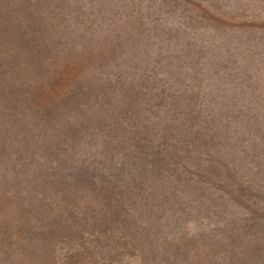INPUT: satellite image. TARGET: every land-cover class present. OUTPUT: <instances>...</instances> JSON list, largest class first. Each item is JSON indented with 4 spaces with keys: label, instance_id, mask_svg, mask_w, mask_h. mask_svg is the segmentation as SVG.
<instances>
[{
    "label": "rangeland",
    "instance_id": "rangeland-1",
    "mask_svg": "<svg viewBox=\"0 0 264 264\" xmlns=\"http://www.w3.org/2000/svg\"><path fill=\"white\" fill-rule=\"evenodd\" d=\"M80 2L82 41L110 46V58L130 65L123 76L164 80L157 86L167 96L151 108L149 98L145 114L155 113L145 149L157 148L142 158L172 166L144 177L155 181L148 203L99 200L110 164L86 143L73 156L95 186H74L81 174L59 166L61 140L48 130L37 161L23 153L25 185L4 184L0 264H264V0ZM43 172L49 186L37 185ZM57 190L65 198L54 203Z\"/></svg>",
    "mask_w": 264,
    "mask_h": 264
},
{
    "label": "trees",
    "instance_id": "trees-1",
    "mask_svg": "<svg viewBox=\"0 0 264 264\" xmlns=\"http://www.w3.org/2000/svg\"><path fill=\"white\" fill-rule=\"evenodd\" d=\"M80 3V0H0V171L5 168L8 173L6 180L0 176V202L5 199L7 185L10 190L12 185H25L22 177L29 176L24 167L29 160L23 158V153L31 154L37 161L41 149L45 150L39 142L46 138L44 134L48 130L54 132L48 136L61 140L59 166L66 164L67 173L71 171L68 165L80 173V164H77L80 161L74 158L77 154L73 155L76 150L83 152L78 148L83 149L88 142L87 152L94 157L98 153L103 157L99 160L110 164L104 168L109 170L111 184L97 197L99 200L112 197L117 203H148L150 194L146 189H152L155 181L144 177L161 166L166 169L172 166L162 161L145 162L146 158H142L145 152L157 148L145 149L151 139L155 113L149 114L148 119L145 114L149 98L148 108H151L155 107L159 96H167L160 92L159 87H162L157 86L164 80L130 79L129 73L123 76L130 65L117 64L110 58V46L102 50L101 42L82 41L89 29L74 17ZM127 84L130 88L123 92ZM137 99L139 102L133 103ZM102 138L109 140L108 147L101 148L98 141ZM163 138L161 136L160 140ZM64 147L69 155L61 150ZM132 151L136 153L135 160L131 159ZM80 163L82 165V159ZM234 165L239 168L240 163ZM32 168L34 171V165ZM81 168L84 170L83 166ZM77 177L74 186H95L93 174ZM38 181L37 185L50 184L44 172ZM57 182L63 186L60 190L66 189L62 180ZM114 184L125 191L112 193L119 191ZM60 190L52 192L50 201L56 203L65 198ZM135 191H139L137 195L142 193L140 202ZM9 192L10 197L15 195ZM19 199L20 196L14 202ZM77 200L86 203L80 197ZM93 200L94 197H89V201Z\"/></svg>",
    "mask_w": 264,
    "mask_h": 264
}]
</instances>
